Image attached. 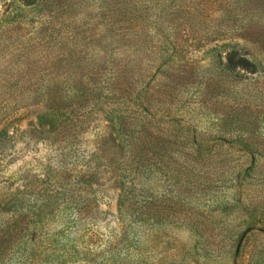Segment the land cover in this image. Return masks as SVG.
<instances>
[{
    "label": "rangeland",
    "instance_id": "obj_1",
    "mask_svg": "<svg viewBox=\"0 0 264 264\" xmlns=\"http://www.w3.org/2000/svg\"><path fill=\"white\" fill-rule=\"evenodd\" d=\"M0 264H264V0H0Z\"/></svg>",
    "mask_w": 264,
    "mask_h": 264
},
{
    "label": "trees",
    "instance_id": "obj_2",
    "mask_svg": "<svg viewBox=\"0 0 264 264\" xmlns=\"http://www.w3.org/2000/svg\"><path fill=\"white\" fill-rule=\"evenodd\" d=\"M232 55H234V56H239V57H240V55H239L238 52H234V53H232ZM232 55L229 56V59H230V62H231V63H234V65H235L236 67H242V68H244V67H245V64L250 63V62H248V60H247L246 57H244V56H243V57H240L238 61H235V60L231 59V56H232ZM251 66L255 67L252 63H251ZM253 71H254V70H253Z\"/></svg>",
    "mask_w": 264,
    "mask_h": 264
}]
</instances>
